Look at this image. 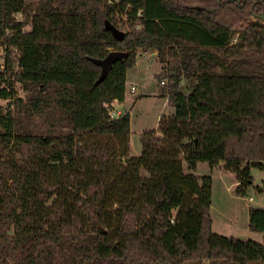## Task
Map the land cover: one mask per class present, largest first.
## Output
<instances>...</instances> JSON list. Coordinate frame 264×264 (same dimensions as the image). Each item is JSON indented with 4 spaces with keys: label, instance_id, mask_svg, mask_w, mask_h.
Instances as JSON below:
<instances>
[{
    "label": "trees",
    "instance_id": "1",
    "mask_svg": "<svg viewBox=\"0 0 264 264\" xmlns=\"http://www.w3.org/2000/svg\"><path fill=\"white\" fill-rule=\"evenodd\" d=\"M260 15L264 0H0V264H264L261 243L211 230L212 177L194 173L222 161L239 195L264 175ZM139 50L165 63L173 113L130 155L129 114L108 110Z\"/></svg>",
    "mask_w": 264,
    "mask_h": 264
},
{
    "label": "rangeland",
    "instance_id": "2",
    "mask_svg": "<svg viewBox=\"0 0 264 264\" xmlns=\"http://www.w3.org/2000/svg\"><path fill=\"white\" fill-rule=\"evenodd\" d=\"M2 55L3 52L0 51V63ZM164 67L165 63L159 62L155 51L141 52L139 50L135 67L129 72V78L136 82L137 91L135 93L130 91L131 82L128 78L125 102L121 107L118 104L112 106L121 113L129 114L130 155L140 154L141 136L144 131L157 129L160 118L168 117L173 113L168 97L154 90L157 84L162 85L157 76L162 73ZM184 83H186L185 80L182 85ZM19 94L23 95V92L19 90ZM0 104L5 102L0 100ZM156 135L160 136V133ZM88 138L92 137L88 136ZM194 173L199 177L207 174L212 177V200L209 209L211 230L219 235L240 240L250 238L264 245V231L249 228V209L264 208L263 172L251 168L252 184L248 186L244 195L237 194L236 175L226 169L222 161L214 166H210L207 162H198ZM217 261L220 264H227L222 259Z\"/></svg>",
    "mask_w": 264,
    "mask_h": 264
},
{
    "label": "water",
    "instance_id": "3",
    "mask_svg": "<svg viewBox=\"0 0 264 264\" xmlns=\"http://www.w3.org/2000/svg\"><path fill=\"white\" fill-rule=\"evenodd\" d=\"M198 8H200V7H198ZM209 10H212V9H209ZM259 17H260V19H262L264 21V15H260ZM104 24H105V28L110 30L115 38H117L119 40L122 39V37L124 36V32L121 29H119L116 26H114L113 24H111L108 20H105ZM126 55H127V52H125V51L113 50V51H110L103 59H94V62L101 67V73H100V76L98 78V81H100L104 77L108 67L115 60L122 58V57H125ZM101 232L103 233L104 230L101 229Z\"/></svg>",
    "mask_w": 264,
    "mask_h": 264
},
{
    "label": "built area",
    "instance_id": "4",
    "mask_svg": "<svg viewBox=\"0 0 264 264\" xmlns=\"http://www.w3.org/2000/svg\"><path fill=\"white\" fill-rule=\"evenodd\" d=\"M161 83H163V82L161 81ZM130 91L133 92L134 91V87H132ZM108 111H109L110 118H116L120 114H122L120 110H116V109L110 108V107H109V110Z\"/></svg>",
    "mask_w": 264,
    "mask_h": 264
},
{
    "label": "crops",
    "instance_id": "5",
    "mask_svg": "<svg viewBox=\"0 0 264 264\" xmlns=\"http://www.w3.org/2000/svg\"><path fill=\"white\" fill-rule=\"evenodd\" d=\"M129 79H130V82H131L130 90H131L132 87H134V91L132 93H135L137 91V88L135 86L136 85V82L132 78H129ZM124 102H125V100H124ZM123 103H116V102H114V103H112V106H115L116 104H118L121 107Z\"/></svg>",
    "mask_w": 264,
    "mask_h": 264
}]
</instances>
